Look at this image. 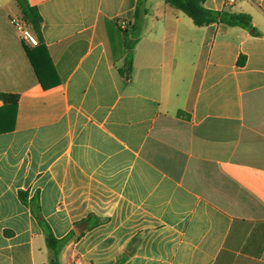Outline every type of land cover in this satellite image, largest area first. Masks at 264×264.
Returning <instances> with one entry per match:
<instances>
[{
  "label": "crops",
  "instance_id": "0c3cea01",
  "mask_svg": "<svg viewBox=\"0 0 264 264\" xmlns=\"http://www.w3.org/2000/svg\"><path fill=\"white\" fill-rule=\"evenodd\" d=\"M44 88L0 0V264H264V0H206L252 28L199 27L165 0H28ZM144 11L133 73L115 44ZM114 42V41H113ZM123 49H121L122 51ZM90 218L88 223H82Z\"/></svg>",
  "mask_w": 264,
  "mask_h": 264
},
{
  "label": "trees",
  "instance_id": "16d2710c",
  "mask_svg": "<svg viewBox=\"0 0 264 264\" xmlns=\"http://www.w3.org/2000/svg\"><path fill=\"white\" fill-rule=\"evenodd\" d=\"M206 0H165V2L174 7L188 17L192 19L194 24L199 27L209 26L214 23H224L230 26H241L244 28H252V19L246 14H230L225 12H217L207 9L204 4ZM18 7L22 11V20L27 24V26L32 30L34 35L39 40V46L37 47L40 55L43 54L45 61L44 64L39 65L36 58L33 56L32 52L28 49V54L30 59L36 69V72L40 78V81L44 88L50 87L51 84H47L42 76L41 66L44 69L52 70V61L46 51L43 34H42V23L43 18L36 7L29 4L28 0H16ZM144 11L139 3L136 8V13L134 17V22L129 27L122 29L118 27L119 32L122 37L119 38L118 45L115 44V37L111 27H108L110 37L113 43V53L116 59L123 58L124 65L119 68V73L126 79H129L133 73V49L140 39L141 34V21L142 14ZM114 41V42H113ZM121 49H123L121 51ZM0 98H2L5 103L17 104L19 101V96L14 94L0 93ZM90 218L84 220L82 223H88ZM45 235L46 244L50 252L49 264H61L60 256L63 248L73 239V235L66 238L59 239L53 233L51 227L47 223L42 224ZM116 264H122L119 260Z\"/></svg>",
  "mask_w": 264,
  "mask_h": 264
},
{
  "label": "built area",
  "instance_id": "2783aa9c",
  "mask_svg": "<svg viewBox=\"0 0 264 264\" xmlns=\"http://www.w3.org/2000/svg\"><path fill=\"white\" fill-rule=\"evenodd\" d=\"M234 0H228V4H232ZM13 23L18 32H20L23 41L33 47H37L39 45V40L34 35V33L30 30L27 24L21 19H14ZM74 264H83L80 260H77Z\"/></svg>",
  "mask_w": 264,
  "mask_h": 264
},
{
  "label": "rangeland",
  "instance_id": "374dc122",
  "mask_svg": "<svg viewBox=\"0 0 264 264\" xmlns=\"http://www.w3.org/2000/svg\"><path fill=\"white\" fill-rule=\"evenodd\" d=\"M31 30V29H30ZM32 31V30H31Z\"/></svg>",
  "mask_w": 264,
  "mask_h": 264
}]
</instances>
